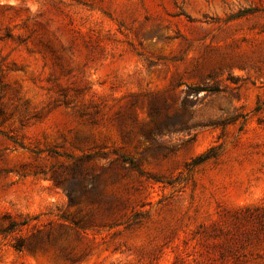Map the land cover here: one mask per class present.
Wrapping results in <instances>:
<instances>
[{
  "label": "rangeland",
  "instance_id": "obj_1",
  "mask_svg": "<svg viewBox=\"0 0 264 264\" xmlns=\"http://www.w3.org/2000/svg\"><path fill=\"white\" fill-rule=\"evenodd\" d=\"M0 264H264V0L0 4Z\"/></svg>",
  "mask_w": 264,
  "mask_h": 264
},
{
  "label": "trees",
  "instance_id": "obj_2",
  "mask_svg": "<svg viewBox=\"0 0 264 264\" xmlns=\"http://www.w3.org/2000/svg\"><path fill=\"white\" fill-rule=\"evenodd\" d=\"M208 156L207 154L205 155H201L199 157H197L196 159L193 160V162L191 163L192 166H198L204 162H206L208 160ZM27 225V222L26 221H23L22 223H17L15 221H12L9 226L7 227V229L5 230L6 233H12L14 231H16V228L17 227H20V226H25ZM223 233V232H222ZM17 250H21L22 247H23V244H22V241H18L17 244L14 246Z\"/></svg>",
  "mask_w": 264,
  "mask_h": 264
},
{
  "label": "clouds",
  "instance_id": "obj_3",
  "mask_svg": "<svg viewBox=\"0 0 264 264\" xmlns=\"http://www.w3.org/2000/svg\"><path fill=\"white\" fill-rule=\"evenodd\" d=\"M5 2L15 4L17 3V0H0V4L5 3Z\"/></svg>",
  "mask_w": 264,
  "mask_h": 264
}]
</instances>
